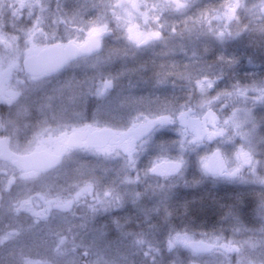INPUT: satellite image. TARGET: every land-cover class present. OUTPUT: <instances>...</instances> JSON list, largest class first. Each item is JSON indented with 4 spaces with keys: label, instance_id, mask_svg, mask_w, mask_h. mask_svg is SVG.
<instances>
[{
    "label": "rangeland",
    "instance_id": "obj_1",
    "mask_svg": "<svg viewBox=\"0 0 264 264\" xmlns=\"http://www.w3.org/2000/svg\"><path fill=\"white\" fill-rule=\"evenodd\" d=\"M203 1L191 0L179 7L170 4L169 13L158 21L168 35L138 49L130 39L132 28L151 6L163 11L164 0H0V71L16 63L21 68L22 58L31 49L58 40H82L90 29L110 21L126 24L123 34L105 40L101 53L81 58L51 78L27 79L21 84L23 94L9 106L7 122L0 115V131L9 124L12 150L23 154L48 148L55 152L49 141L77 128L109 127L121 132L145 119L165 116L175 121L137 143L131 158L119 150H72L61 166L49 173L19 170L14 177L10 165L0 166V172L9 177L0 185V264H78L82 250L89 255L88 264H132L127 255L133 247L151 249L154 234L138 233L150 229H126L127 221L114 219L130 214V205L131 212L143 219L146 211L142 197L138 198L139 186L145 194L153 188H145L139 165L152 147L158 149L155 139L162 133H170L175 140L164 142L165 149L153 159L151 167L159 161L158 174L181 176L185 175L183 170L189 171L187 161L180 171L170 170L180 158L176 152L183 141L182 155L198 161L219 148L224 169L238 175L234 180L225 175L221 182L264 188V176L259 174L264 165V69L254 68L251 53L236 54L239 45L264 39V24H253L234 34L230 23L237 10H260L264 0H227L215 10L201 9ZM211 18L227 20L228 31L223 25H213ZM181 113L187 122L183 135ZM209 113L217 118L216 125ZM220 116L229 120L228 126ZM218 127L224 134L207 140V133ZM197 131L205 136L200 143H194ZM124 145L128 150V144ZM241 150L253 156L250 168L237 159ZM198 167L203 171L201 162ZM208 174L217 180L218 175ZM116 208L117 212L111 213ZM150 214L152 229L154 213ZM110 221L115 222L112 231ZM171 238L155 252L157 261L150 257L156 264H220L218 256L224 259L222 263L230 259L228 250L196 252L182 243L170 248ZM200 238L215 243L214 234H199L195 241ZM126 246L131 248L124 249ZM35 249L49 253H35Z\"/></svg>",
    "mask_w": 264,
    "mask_h": 264
},
{
    "label": "flooded vegetation",
    "instance_id": "obj_2",
    "mask_svg": "<svg viewBox=\"0 0 264 264\" xmlns=\"http://www.w3.org/2000/svg\"><path fill=\"white\" fill-rule=\"evenodd\" d=\"M190 2L191 0H183V3H181V0H164V3L166 5V8L164 9L165 12L169 13L170 9L168 6H170V4L174 5V7H179L186 6ZM226 3L227 0H205L201 3L204 7L201 9L215 10L216 8H220ZM255 10L257 11L258 9H246V11L241 10L239 12L237 10L234 17H232L230 20V23L232 25L231 28L233 30L232 33L234 32V34H240V32L243 31L245 27L247 29V27H250L253 24H264V4L261 5L260 10L257 11V13L259 14H256L254 12ZM158 11L159 9L153 10V7H151V9H148L145 13V17L142 18L141 22L134 25L133 32L135 33V35L132 34V36H135L138 40H143L146 36H151L153 33L157 32L161 33L164 39V36L168 35V32L166 30L167 28L162 26V24L160 26L158 25V21L161 17H153L158 13ZM158 15H160V13ZM163 15L164 14L162 13L161 16ZM256 15H260L261 17H256ZM210 22L213 25H218V27H221V25H223L225 27V30L228 31L227 26L229 24L227 20L224 19L222 21L221 18L218 20L211 18ZM173 32H175V29ZM136 45L138 47L139 44L136 43ZM242 53L243 51L241 49H238L236 51L237 55L241 56ZM18 65L20 64L16 63L12 66H7L6 68L2 69V71H0V115L5 118V122H7V118L9 117V106L21 99V96L23 94V92L21 91L22 89H20L22 86L21 84H25L27 79L28 81L42 80L38 78H31L25 73L23 66L21 65V68H19L17 67ZM14 68H18L19 71L15 72L13 70ZM20 76H24L26 77V79L23 80V78ZM101 98L103 99V97ZM105 99L109 100V97H105ZM8 126L9 124H6V126L1 129L0 139L7 138L9 143ZM49 142L52 144L54 143L55 152L60 149L61 144L59 137H55L53 141L50 140ZM201 149H203V147ZM249 156L251 157L250 162H244V166L247 168H250L253 165V156L250 152L242 153V155L240 156L241 161H244ZM201 160L202 158L199 159V163ZM3 163L9 165V162ZM10 164L13 166L14 163L12 162ZM178 171H180V169ZM227 172H229L228 167L225 168V173ZM237 172H239V170ZM236 174L237 173H235V175H232L231 177L233 178H231L230 180L236 179V176H238ZM259 174L261 177L264 176V165ZM225 175L226 174L218 175L217 180L213 178L208 181L209 183H213L217 190V196L216 199H214L215 201H217V203L214 205L216 209L215 213L213 214L214 219L208 220V222L204 220L205 214L204 211H202V207L199 208V206H201L200 203L197 204L198 208L196 209H198V211H196V209H190L191 203L196 204L197 202L192 201L191 197H189V195L187 194L183 199V208L177 211L178 214H180L178 215V218L182 217V226L180 229L177 228V231L184 232V234H191L194 238L193 240H195V238L197 239V235L205 234L206 230L210 229L207 233H209L210 235L214 234V238L212 240L217 243L216 250H220L221 252L226 251L227 249L223 247L224 245H230L233 249L229 252L230 259L228 262L222 263V260L224 259L221 256L217 257L220 264H264V188L257 184H247V186H245L244 184H239L240 182L237 185L231 183L232 181L221 182L223 181L221 177H225ZM244 190H246V192H249L245 193ZM159 217H161L160 219H162L160 220V223L171 225L175 224L176 226L180 224L179 219L166 221L165 219L167 216ZM159 217L156 216V218ZM155 223H157V220ZM206 223L209 224V227L206 226ZM160 228H164V230L166 231H169L170 229L169 226H163ZM200 237L202 238L204 236ZM201 238L199 241H205L206 243H208L206 240H202ZM187 258H189V256Z\"/></svg>",
    "mask_w": 264,
    "mask_h": 264
},
{
    "label": "trees",
    "instance_id": "obj_3",
    "mask_svg": "<svg viewBox=\"0 0 264 264\" xmlns=\"http://www.w3.org/2000/svg\"><path fill=\"white\" fill-rule=\"evenodd\" d=\"M159 11L157 14H155V17H161L162 13L165 14V9L162 11L161 7L158 8ZM160 13V15H158ZM122 23L119 22H115V21H110L107 25H103L104 27L109 28L111 35L110 37H115V36H120L121 34H123V32L126 30L125 27V23L123 25H119ZM264 36V35H262ZM239 50L241 49L243 51V53H251V61L254 62V68H256L257 66L264 69V39H260L258 41H254L246 46H241L239 45ZM169 126L165 127V129H167ZM155 140H157L158 142V149L159 151L156 150V147L151 149L150 152H148L143 159L140 161V168H139V172L141 173V177H142V181L145 182V188L147 187H153V191L146 193L140 189L141 185H137L139 186V196L138 198L142 197V203L144 204L142 206L143 212L145 213L143 216L142 220H139V217L137 215L134 214V212H131V205L128 207V211L130 212V214H123L121 216L116 217L114 220L120 219L123 221H127L126 223H128V226L126 227V229H130V228H135V227H139L142 229H150V230H144L142 232H138L141 235L142 234H154L152 236V241L154 243V246L151 249H148L144 246L140 247V246H135L132 249V253H130L129 255H127V258L132 261V264H156V262H154L153 258L155 256V261H157V255L155 252H157V250L161 249V246L164 244L165 240L167 238H171L172 235L174 234V232L177 230V228H181L182 223V217L178 218V210H181L183 208V199L186 197V195L188 194L189 197H191V200L194 202H197L196 204H192L191 203V207L190 209H196L197 204L200 203L202 207V211H204L205 214V221L208 222V220H212L214 219V213L216 211L214 205L217 203V201H215L214 199H216L217 196V190L216 187L214 186L213 183H209L206 179V176L201 174L199 172V167H197L198 164V159H196L195 157L192 158V160L187 159L184 161H187L189 163V171L188 173L184 176V177H180L179 178V182H171L174 178V176H170L167 175V173H162L161 175H156L154 173L151 172L150 166L151 163L153 161V159H155L156 156L160 155V149H162V147L164 146V142H174L175 137H171L170 133L168 134H161L158 138H156ZM176 143L178 141H175ZM52 146H54V143L51 144ZM211 145V144H208ZM123 146H116V147H111V149L106 150L107 151H111V153H114V151H122L125 155H127L128 157H133L129 156L125 149H123ZM163 149H165V147H163ZM178 149V148H176ZM77 151L80 149H70L69 151ZM92 150L94 152H98V153H106L100 150H96V149H89ZM176 154H178L176 152ZM85 158L83 157V160ZM10 167L12 168V172H10L13 177L15 176L14 173L18 172L19 169L15 168L14 165L12 166L11 164H9ZM9 165L6 163H2L0 161V166H6L7 168H9ZM43 173H40L39 175H42ZM4 179L9 180V177L7 176V174H5L3 171L0 172V185L2 183H4ZM18 181L17 178L13 179ZM169 185V188H168ZM144 188V189H145ZM168 188V190L166 189ZM164 189L166 190L164 192ZM245 193H248L249 191L246 192V190H244ZM148 197H151V199H149ZM117 209H112L111 213H116ZM196 211H198V209H196ZM150 213H154V215L152 216L153 220H157V223L152 222L151 224H153L154 226L150 227V222H151V214ZM167 213V214H165ZM149 215V216H145V215ZM167 216L166 217V221H171V220H175V219H179L180 224L178 226H173L171 224H165V223H160V219L161 217L159 216ZM182 215V214H181ZM93 216V215H92ZM156 216H158L159 218H156ZM95 217V216H93ZM139 222H144L142 225H139L137 223ZM101 223V222H100ZM108 227L110 228V231L113 230V226L115 225V222L110 221L108 223ZM165 227V226H169V231L164 230V228H160V227ZM206 226L209 227V224L206 223ZM107 230V227H106ZM210 229H207L206 232H209ZM135 233V231H131V232H127L124 231L125 233ZM111 233V232H110ZM133 233V234H134ZM112 234V233H111ZM77 247H81V246H76ZM140 247V248H138ZM126 248H131L130 246H126L124 247V249ZM81 250L83 249V247L78 248L77 250ZM38 251H43L46 254L49 253V250H34L35 253H38ZM82 255L80 256V261L78 264H88L87 261L89 260V255H86V252H84V250H82ZM24 253L28 252L27 250H23ZM33 253V252H32ZM153 256L152 260L150 259V257ZM88 258V259H87ZM1 264H4L1 262Z\"/></svg>",
    "mask_w": 264,
    "mask_h": 264
},
{
    "label": "water",
    "instance_id": "obj_4",
    "mask_svg": "<svg viewBox=\"0 0 264 264\" xmlns=\"http://www.w3.org/2000/svg\"><path fill=\"white\" fill-rule=\"evenodd\" d=\"M99 29H103V31L93 32L91 30L83 41L57 42L28 51L23 60L26 73L33 78L46 77L64 69L71 61L100 52L103 49V40L108 37L110 31L106 28ZM159 34V36H146L143 39L145 43L139 44V47H145L154 40L162 39V34ZM159 118L135 123L132 127L121 132H116L110 128L87 127L86 129H75L70 133H63L60 136L61 147L56 153L40 149L18 154L12 151L7 138H2L0 140V159L2 162H13L23 172H49L63 162L65 153L69 148L102 149L111 145L126 143L130 151L139 141L148 137L157 128L153 125L152 128L146 130L147 122Z\"/></svg>",
    "mask_w": 264,
    "mask_h": 264
},
{
    "label": "snow or ice",
    "instance_id": "obj_5",
    "mask_svg": "<svg viewBox=\"0 0 264 264\" xmlns=\"http://www.w3.org/2000/svg\"><path fill=\"white\" fill-rule=\"evenodd\" d=\"M103 29H93V32H102ZM129 31H131V29H129ZM153 36H159V33H153ZM130 39L137 44H143L145 43V40H138L136 39L135 36H131ZM221 62L224 61V57L221 56L220 57ZM209 86H211V82H209ZM262 99H264V97H262ZM209 117L211 118V121L214 125H216L218 123L217 118L215 116H213L211 113H209ZM235 117V113L233 114V118ZM175 121L165 117V116H161L158 120H152V121H148L147 125H146V130L149 128H152L153 125L157 126V127H162L166 124H172ZM179 123L182 125V129H181V135L184 134V130H183V126L186 125V120L184 118V114L181 113L180 117H179ZM223 125L226 127L229 124V120H224ZM237 127H239V125H237ZM224 134V129L222 127H218L215 131L212 132H208L206 135V139L207 140H212L213 137L216 136H221ZM205 139V136L202 135L201 133H199L198 131L196 132V134L194 135V143H200ZM183 141L180 142L181 144V150H183ZM163 147H162V151H163ZM237 159L240 158V156L242 155V150L237 152ZM246 155V154H244ZM251 157L249 156L247 159L244 160L245 163L250 162ZM203 171L205 173H211L213 175H222V174H226L229 176L235 175L234 172H227L225 173V169H224V161L222 159V154L221 151L219 150V148L212 153L211 156H205L202 158V160L200 161ZM184 164L183 159L181 158H177L176 161L170 166V170L171 171H176L178 169L181 168V166ZM159 161L157 162L156 166L152 167L151 171L152 172H156L159 168ZM177 243H182L185 246L190 247L191 249H193L196 252H212L214 249H216L217 245L215 243L209 244L206 243L205 241H195L192 239L191 236H188L187 234H182L181 232L177 231L175 236L172 237L169 240V247H173L175 244ZM225 249H227L228 251H232V247L230 245H224L223 246Z\"/></svg>",
    "mask_w": 264,
    "mask_h": 264
},
{
    "label": "clouds",
    "instance_id": "obj_6",
    "mask_svg": "<svg viewBox=\"0 0 264 264\" xmlns=\"http://www.w3.org/2000/svg\"><path fill=\"white\" fill-rule=\"evenodd\" d=\"M181 3H183V0H181ZM221 120H224V119H226V117L225 116H220L219 117Z\"/></svg>",
    "mask_w": 264,
    "mask_h": 264
},
{
    "label": "bare ground",
    "instance_id": "obj_7",
    "mask_svg": "<svg viewBox=\"0 0 264 264\" xmlns=\"http://www.w3.org/2000/svg\"><path fill=\"white\" fill-rule=\"evenodd\" d=\"M200 128V127H199Z\"/></svg>",
    "mask_w": 264,
    "mask_h": 264
}]
</instances>
